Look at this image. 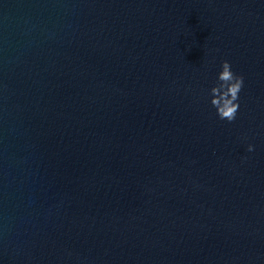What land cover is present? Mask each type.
I'll return each mask as SVG.
<instances>
[{"label":"water","instance_id":"water-1","mask_svg":"<svg viewBox=\"0 0 264 264\" xmlns=\"http://www.w3.org/2000/svg\"><path fill=\"white\" fill-rule=\"evenodd\" d=\"M0 264H264V0H0Z\"/></svg>","mask_w":264,"mask_h":264},{"label":"clouds","instance_id":"clouds-1","mask_svg":"<svg viewBox=\"0 0 264 264\" xmlns=\"http://www.w3.org/2000/svg\"><path fill=\"white\" fill-rule=\"evenodd\" d=\"M244 86V78L233 70L231 63L221 60L215 75V81L207 90V103L214 109L220 120L233 122L240 108V92ZM248 152L254 151V145H246Z\"/></svg>","mask_w":264,"mask_h":264}]
</instances>
